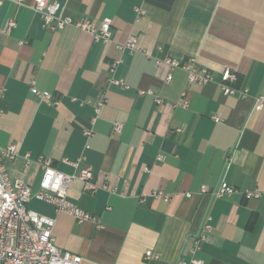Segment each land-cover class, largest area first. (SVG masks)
<instances>
[{
	"label": "crops",
	"instance_id": "crops-1",
	"mask_svg": "<svg viewBox=\"0 0 264 264\" xmlns=\"http://www.w3.org/2000/svg\"><path fill=\"white\" fill-rule=\"evenodd\" d=\"M21 1L0 5V147L18 149L8 175L35 192L43 176L37 157L65 175L77 170L63 160L82 158L96 185L88 192L75 180L67 199L98 227L55 215L34 199L27 204L55 219L54 244L80 256V264H177L188 261L209 217L197 253L204 264H264V107L255 110L264 96V0H50L74 21L98 27L111 19L108 44L74 26L45 31L33 0ZM11 19L16 27L6 34ZM129 38L135 50H119ZM190 58L214 81L188 84L183 71L165 63ZM115 60L121 63L113 78L126 89L109 83ZM223 70L237 76L234 95L216 84ZM32 84L56 103L35 97ZM181 92L186 109L175 106ZM115 124H122L119 134ZM219 182L263 194L245 200L200 193Z\"/></svg>",
	"mask_w": 264,
	"mask_h": 264
},
{
	"label": "built area",
	"instance_id": "built-area-1",
	"mask_svg": "<svg viewBox=\"0 0 264 264\" xmlns=\"http://www.w3.org/2000/svg\"><path fill=\"white\" fill-rule=\"evenodd\" d=\"M17 5H22L21 0H16ZM2 0H0V5ZM61 6L57 2L50 0H33L32 10L41 18V28L45 31L54 32L62 30L67 26H74L76 29L91 35L93 41L108 44L111 41V24L109 18H104L97 27L88 20L74 21L69 17L59 15ZM137 14H143L139 9H135ZM16 27L14 20H9L3 32L8 34ZM119 50L127 49L135 50V39L129 38L125 44L117 46ZM121 60H115L109 68L111 75L109 83L122 86L126 85L121 80L113 78L116 67ZM165 63L171 69H179L185 73L188 84L204 86L214 81L213 74L206 68L199 67L194 58L186 61L165 60ZM171 80V76L166 78V82ZM237 82V76L230 70H223L219 73L217 85L224 96L234 95L237 89L234 87ZM31 93L46 102H56L47 92H39L32 84ZM153 95L152 92H147ZM240 94L245 96L247 90H241ZM157 105L161 104V100L157 97L154 99ZM104 101L99 102L95 106V114L97 115ZM175 106L186 109L188 101L186 93L181 92ZM264 107V96H258L255 99V110H261ZM214 121L219 119L214 117ZM95 119H91L90 125L93 126ZM122 124H115L114 132L120 133ZM179 130H177L178 132ZM92 130L83 132V136L89 139L92 136ZM87 148V146H86ZM18 156V149L15 144H9L0 147V264H80L82 259L80 256L70 254L60 250L55 244L52 231L55 225V219L37 214L27 209L30 200L46 203L53 209L55 215H67L73 218L77 223L90 222L99 226L98 220L90 214L82 211L74 204L68 201V188L71 183L78 180L82 183L85 191H93L96 185L92 182V174L89 168L81 167L82 158L74 162L64 163L71 164L77 173L73 175H65L54 170L51 166V160L44 156H39L36 162L43 171V176L37 191L33 192L31 188L22 180H13L9 177L6 164L12 162ZM25 164L30 163L28 154L23 156ZM158 160H163L158 157ZM145 172H148L145 169ZM200 193L210 198L217 199L225 196H231L240 193L245 200L257 199L263 194L258 190H239L228 185L226 182H219L215 187L209 188L203 186ZM153 197H162L161 193L153 194ZM167 200V197H164ZM210 218L207 217L198 233L196 234L192 246L189 249V259L187 262L179 261L177 264H204L203 260L197 257L202 243L205 241L206 235L210 232ZM146 258L151 257L150 252L145 253Z\"/></svg>",
	"mask_w": 264,
	"mask_h": 264
}]
</instances>
